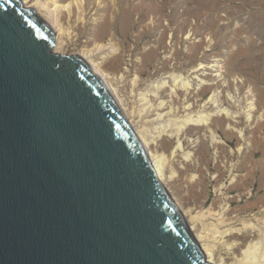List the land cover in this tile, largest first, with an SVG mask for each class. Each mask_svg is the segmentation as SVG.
I'll return each instance as SVG.
<instances>
[{"label":"water","instance_id":"water-1","mask_svg":"<svg viewBox=\"0 0 264 264\" xmlns=\"http://www.w3.org/2000/svg\"><path fill=\"white\" fill-rule=\"evenodd\" d=\"M53 33L0 0V264H211L99 77Z\"/></svg>","mask_w":264,"mask_h":264},{"label":"rangeland","instance_id":"rangeland-1","mask_svg":"<svg viewBox=\"0 0 264 264\" xmlns=\"http://www.w3.org/2000/svg\"><path fill=\"white\" fill-rule=\"evenodd\" d=\"M41 1L49 5L70 2L62 7L65 12L60 7L54 16L42 8L38 10L50 22L62 13L58 19L78 44L75 51L95 49L109 40L114 42L118 66L113 65L116 60L111 53L98 54L97 61L105 59L104 73L119 76L124 72L120 88L115 85L119 99H129L127 81L137 74L140 87L152 79H165V94L172 84L177 88L175 83L181 75L189 80L190 93L177 90L178 94L166 97L167 100L176 98L175 104L180 107L183 102L192 101L201 110L212 88L200 89L202 80L193 71L202 63L217 62L224 76L218 83L225 99L222 104L234 111L235 117L226 118L220 125H197L182 140L180 152L170 154L174 148L167 147L162 152L165 157L167 154L170 172L175 171L172 176L181 190L180 201L194 207L192 215L196 211L203 213L201 223L215 224L217 221L207 215V210L215 208L218 215L223 212L220 218L229 226L237 228L249 223L247 232L264 248V0ZM111 56L113 59L108 58ZM133 96L136 101L138 95ZM215 104L210 103L212 110ZM179 156L192 167L183 169L180 159L177 160ZM179 169L186 174L179 177ZM192 176L195 180L198 177V187L190 180ZM191 214L184 216L186 220Z\"/></svg>","mask_w":264,"mask_h":264},{"label":"bare ground","instance_id":"bare-ground-1","mask_svg":"<svg viewBox=\"0 0 264 264\" xmlns=\"http://www.w3.org/2000/svg\"><path fill=\"white\" fill-rule=\"evenodd\" d=\"M72 1L73 0H71V2ZM20 2L23 7H28V8L32 7L37 13V15L41 17L42 19H44L48 23V25L51 27V29L54 32L53 33L54 35L53 51L54 52L56 53L60 52L61 54H66V55L76 53L85 62L88 63L90 68L99 77L100 81L102 82V84L104 85L106 90L109 92L114 102L116 103V105L118 106V108L120 109V111L122 112L126 120L128 121L140 145L142 146L156 176L158 177L161 184L167 189L168 193L170 194V196L176 203L183 217L186 214H191L194 207H192V205L189 206L186 204H182V202L180 201V198H179L180 196L178 192H180L181 190L177 189L178 188L176 187L177 179L176 178L174 179L172 176L175 174V171L171 168L172 172L174 171V174H172V172H170V170L168 169L169 168L167 167L168 159H166L167 154L165 157L164 151L162 152L163 150L162 148H166V147L174 148V149H171V151L170 150L169 151H170V154L175 155V152L179 151V148L181 147L182 140H184L186 135H188L197 125L207 124L210 126L211 123H216L217 125L218 124L220 125L227 120L226 118L235 117L232 115V113H235V112L230 111L226 106H223L222 104V100L224 101L225 99L222 98V95L220 94L222 89L219 90L221 85L220 84L218 85V83L222 81L221 79H223L224 76L222 75V72H220V68L217 67V62H215L214 64L202 63L196 70L193 71V73H195V75L197 77H200V79L202 80V82L199 83L200 89H203V88L206 89V87L212 88L209 96L204 101V103L201 105L202 107L201 110L192 101L186 102V103L183 102V104L180 107V105H176L177 104L176 98L175 99L173 98V100L171 99V101L170 99L167 100L166 97L170 98V97L176 96L178 94L177 90L183 89V91H185L186 94L187 92L190 93L191 91L190 82L189 80H185L184 77H181V75L179 76V78L176 80V83H175L178 85L177 88H176V85L173 86L172 84V86L170 85L171 88L168 91V94H165V91L167 90L165 88L166 83H167L165 79L161 81L152 79V80H149L148 83H145V84L143 83L145 86L143 85V87H140L141 86L139 82L140 80L137 74L136 76H134L133 79L131 78V81H127L129 88H130V93H131L129 99H126V98L119 99L121 97H119L120 95L119 96L117 95L116 87L120 88V85L118 84L124 82L125 80L124 72H121L119 76H115V74L109 75L107 73H104L103 65L105 64V59L102 61H97L98 54L104 53L106 56L108 53H111V55L116 60L113 65L116 67L118 66L117 65L119 63V62L117 63V59L119 58L118 48L114 44V42L109 40L105 43L97 45V47L95 46L96 47L95 49L94 48L93 49H79L75 51L77 49L76 45L78 44L75 43L74 40H71L70 38L71 35L69 34L67 27H64L61 20L58 19L60 18L62 13L60 14L59 17H57L56 16L57 14L54 12L55 10L57 11V9L60 7L62 8V7L69 6L70 5L69 1L66 2L65 4H60V5L56 4V2H54V5H49L48 3L43 2L41 0H20ZM39 8L46 10L51 16L54 13L56 14L55 17L52 18L51 22L50 20L44 18L40 14V11L38 10ZM76 10L78 11L79 9H76ZM64 16H62V18L63 17L66 18L68 15H64ZM72 50H74L75 52L74 51L72 52ZM112 56L108 58L113 59ZM212 72H215V73L212 74ZM113 85H114V88H112ZM121 86H123V84ZM135 94L138 95V97L136 98V101H135V97L133 96ZM188 97L191 98L190 96ZM210 103H213V104L216 103L215 105H213L215 107L214 110L211 109L212 107ZM176 155L178 156L179 153H177ZM186 156H189V154H187ZM174 157L176 158V156H173V158ZM186 158L187 157H185V159ZM178 159H180L179 164L184 166L183 169L184 168L188 169L189 167H192L191 164L189 162H186L184 158L183 159L185 161H183L180 158V156L177 158V160ZM183 173L185 172L182 169H179V177H180V174L183 175ZM197 178L195 180L193 179V176H192L190 180H194L195 181L194 185L198 187L199 179ZM186 180L187 182H190L188 181V178ZM198 193H201V192H198ZM196 207L200 209L201 205H198ZM214 210H207V215L209 217H213V219L217 221V223L215 224L206 223L207 225H205V223L204 224L201 223L200 218L203 215V213L198 214L197 211L195 212V214L193 215L191 214L190 218L187 220L184 217L189 229L191 230L192 234L194 235L195 239L197 240L199 246L201 247L204 253V260L206 262H210L211 264H264V259L263 260L260 259V257L264 256V251H262L264 248L262 245L260 246L258 242H254L253 236L249 232H247V229H249V226H246V225L249 223L245 225L243 224V226L237 227V228L229 226L226 220L220 218L221 217L220 215L223 212L221 211L222 213L218 215L216 211ZM253 229L255 228L253 227ZM257 244L258 246H256Z\"/></svg>","mask_w":264,"mask_h":264}]
</instances>
